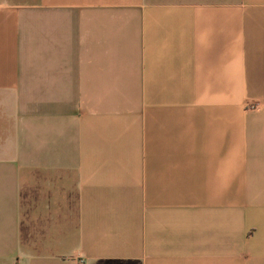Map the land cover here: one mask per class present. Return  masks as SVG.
Listing matches in <instances>:
<instances>
[{
  "label": "crops",
  "instance_id": "1",
  "mask_svg": "<svg viewBox=\"0 0 264 264\" xmlns=\"http://www.w3.org/2000/svg\"><path fill=\"white\" fill-rule=\"evenodd\" d=\"M0 264H264V0H0Z\"/></svg>",
  "mask_w": 264,
  "mask_h": 264
},
{
  "label": "rangeland",
  "instance_id": "2",
  "mask_svg": "<svg viewBox=\"0 0 264 264\" xmlns=\"http://www.w3.org/2000/svg\"><path fill=\"white\" fill-rule=\"evenodd\" d=\"M234 87H231V86H229V93H232V92H234ZM256 104V102H254L252 99H247V101L245 102V107L246 108H252V106H254ZM248 161L250 162V157H249V159H248ZM164 162H166V163H172L173 162V159L171 158V160H169V161H164ZM178 162H183V160H179ZM250 169V168H249ZM250 176L251 175H248V177H249V183L248 184H250V186H251V183H250ZM229 180H231V181H229V190H228V193L230 194V192H232V191H230V189L231 188H234V179L233 178H231V179H229ZM231 182V183H230ZM250 189H249V192H248V194H249V196H250V194H251V187H249Z\"/></svg>",
  "mask_w": 264,
  "mask_h": 264
}]
</instances>
